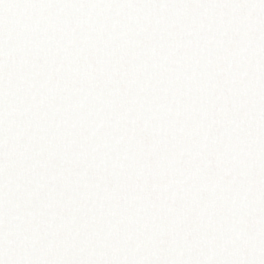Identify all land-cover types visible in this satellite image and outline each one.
Listing matches in <instances>:
<instances>
[{"label":"snow or ice","instance_id":"obj_1","mask_svg":"<svg viewBox=\"0 0 264 264\" xmlns=\"http://www.w3.org/2000/svg\"><path fill=\"white\" fill-rule=\"evenodd\" d=\"M0 264H264V0H0Z\"/></svg>","mask_w":264,"mask_h":264}]
</instances>
